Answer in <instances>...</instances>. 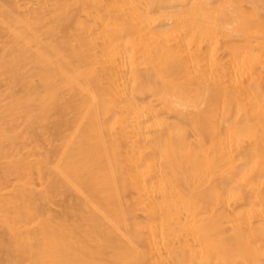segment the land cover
<instances>
[{"label": "bare ground", "instance_id": "bare-ground-1", "mask_svg": "<svg viewBox=\"0 0 264 264\" xmlns=\"http://www.w3.org/2000/svg\"><path fill=\"white\" fill-rule=\"evenodd\" d=\"M0 40V264H264V0H0Z\"/></svg>", "mask_w": 264, "mask_h": 264}, {"label": "rangeland", "instance_id": "rangeland-1", "mask_svg": "<svg viewBox=\"0 0 264 264\" xmlns=\"http://www.w3.org/2000/svg\"><path fill=\"white\" fill-rule=\"evenodd\" d=\"M0 42H1V40H0ZM0 48H1V44H0ZM54 209H55L56 211H59L60 208L57 207V205H55V206H54Z\"/></svg>", "mask_w": 264, "mask_h": 264}]
</instances>
